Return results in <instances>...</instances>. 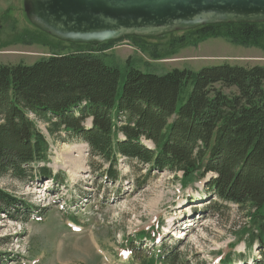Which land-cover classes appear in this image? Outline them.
I'll return each instance as SVG.
<instances>
[{"label":"trees","instance_id":"16d2710c","mask_svg":"<svg viewBox=\"0 0 264 264\" xmlns=\"http://www.w3.org/2000/svg\"><path fill=\"white\" fill-rule=\"evenodd\" d=\"M215 37L264 49V22L208 23L124 39L161 59L181 46ZM115 42L75 43L73 52L29 65L0 64V176L22 178L48 161L46 137L32 114L46 120L52 136L61 130L81 138L90 156L101 160L100 169L106 163L109 180L119 176L116 166L123 159L130 167L146 166V176L181 172L183 187L194 179L204 183L201 196L214 198L208 210L219 206L218 201L233 203L247 218L230 251L215 263L241 259L245 264L251 258L252 264H264V66L225 63L159 74L143 72L126 60L123 74L106 54ZM36 173L58 180L45 165ZM25 208L30 210L0 187V218L13 219ZM161 224L128 240L132 264H190L179 253L181 239L174 240L172 249L161 240ZM7 242L0 237V247ZM241 242L247 250L255 246L260 257L231 252ZM18 256L0 249V264Z\"/></svg>","mask_w":264,"mask_h":264},{"label":"rangeland","instance_id":"374dc122","mask_svg":"<svg viewBox=\"0 0 264 264\" xmlns=\"http://www.w3.org/2000/svg\"><path fill=\"white\" fill-rule=\"evenodd\" d=\"M115 41L106 54L123 74L126 60L143 72L159 74L172 69L196 72L225 63L264 66V49L223 37L181 46L161 59L151 58L124 37ZM76 49L75 43L31 24L23 0H0V64L29 65ZM30 118L46 137L48 161L38 163L22 178L0 176V187L30 207L13 219L0 218V237L8 241L0 249L11 256L19 255L17 261L3 264H132L128 240L140 230L154 232L159 222L161 240L168 248H174V240L181 239L179 253L190 264L197 260L216 264L247 223L244 210L233 203L218 201L219 206L208 210L214 198L201 196L204 187L197 179L183 187L181 172L152 171L146 176V166L133 163L130 167L120 159L116 166L119 176L109 180L104 175L106 163L100 169L101 160L90 156L81 138L61 130L52 136L46 120L32 114ZM43 165L58 180L37 174ZM172 232L178 237L173 238ZM143 244L150 246L146 241ZM233 251L260 257L255 246L247 250L242 242ZM235 261L243 264L241 259Z\"/></svg>","mask_w":264,"mask_h":264},{"label":"water","instance_id":"95a60500","mask_svg":"<svg viewBox=\"0 0 264 264\" xmlns=\"http://www.w3.org/2000/svg\"><path fill=\"white\" fill-rule=\"evenodd\" d=\"M35 27L73 43L159 36L208 23L264 22V0H23Z\"/></svg>","mask_w":264,"mask_h":264},{"label":"bare ground","instance_id":"6f19581e","mask_svg":"<svg viewBox=\"0 0 264 264\" xmlns=\"http://www.w3.org/2000/svg\"><path fill=\"white\" fill-rule=\"evenodd\" d=\"M204 184V183H203Z\"/></svg>","mask_w":264,"mask_h":264}]
</instances>
